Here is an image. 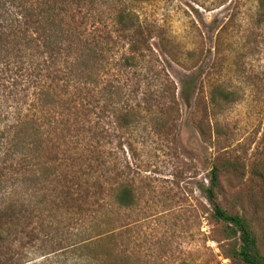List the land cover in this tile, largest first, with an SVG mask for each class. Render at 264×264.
<instances>
[{"label":"rangeland","instance_id":"374dc122","mask_svg":"<svg viewBox=\"0 0 264 264\" xmlns=\"http://www.w3.org/2000/svg\"><path fill=\"white\" fill-rule=\"evenodd\" d=\"M259 1L146 0L127 10L114 0L105 18L88 0H62L61 34L47 30L44 39L33 22L16 26L19 16L0 0V203L24 174L26 198L34 197L1 220L9 222L0 249L11 242L20 264H241L209 239L214 164L219 203L231 213L251 207L264 249ZM80 41L90 51L81 53ZM42 90L50 94L40 99ZM29 120L44 130L49 120L61 134H37L22 124ZM50 159L52 174L78 175L90 210L67 213L53 175L43 178ZM121 184L133 192L129 206L113 197Z\"/></svg>","mask_w":264,"mask_h":264},{"label":"trees","instance_id":"16d2710c","mask_svg":"<svg viewBox=\"0 0 264 264\" xmlns=\"http://www.w3.org/2000/svg\"><path fill=\"white\" fill-rule=\"evenodd\" d=\"M9 5L11 8L14 9L18 18L15 19L14 24L17 25H24V22L28 25L30 22L34 23L35 29L38 32H41L44 37V39H47V30L55 31L57 33L61 34V22L60 16H61V5L62 0H8ZM114 0H88L89 6L91 9H93V12H100L105 15V18L110 17V11L111 10V4L114 3ZM146 0H120L123 7L127 10H132L134 6L138 3L145 2ZM259 8L264 10V0L259 1ZM125 14L123 11H119V17L123 18ZM19 19V20H18ZM21 20V21H20ZM74 39H82L81 37L76 36ZM52 42V41H51ZM79 48L81 53L90 51V43L86 41H80ZM54 46V43L52 44ZM57 46V45H56ZM77 54L76 58L78 56L82 57L83 54ZM68 55L66 54L65 58ZM91 81L92 86H94L93 91L96 90L98 85H95L96 82L94 77H90L88 79ZM92 91V94H93ZM90 93V92H89ZM101 94L100 100H104L103 102H106V98ZM107 93V90H106ZM105 93V94H106ZM50 94V91H46V93L42 90L41 97H47ZM54 101L55 102H63L66 99L64 97L63 93H56L53 94ZM56 121H54L55 124ZM60 125L66 126L68 123L57 121ZM124 123H128L126 118L124 119ZM22 124H24L26 129L33 130L35 133L41 135L43 133H53L56 137L59 136L60 130L57 131L55 128L56 126H52L50 130L49 126L52 124L51 121H47L46 126L48 125V129L44 130V126H40L39 124H36L35 120H29V121H23ZM94 139V137H92ZM20 143V146L26 145L27 141L25 139V136H20L16 138ZM51 142L50 138H45L40 141V144L38 147H41L42 143H44L46 146L49 145ZM23 144V145H22ZM28 146V145H27ZM25 150H30L27 147H25ZM42 148V147H41ZM23 149V148H22ZM28 152H25V154ZM26 159V158H25ZM50 159L49 162H43V170L44 175L43 178L48 179L53 175L52 183H54L53 187H55V190L60 194V196H64V198L68 199L69 202H71V205H67V213L71 214L72 209L76 207L77 208V214L79 213V210H82L86 207V210H90L92 208V202L89 199L90 194L88 192L82 193L81 185L80 183H76L74 181V178H78V175H74V171L72 170V176L69 175L67 177V173H54L57 170L56 167L53 165L55 162H51ZM87 160V159H86ZM61 166V165H60ZM77 167V164L73 163L71 165V168L74 169ZM80 168V167H77ZM92 166H90V169L88 171L91 172ZM218 169L219 166L215 165L213 166L211 170V176L209 177L210 184L206 188V197L210 204V210L207 214V221L212 226L211 232L212 235L209 237L210 240L216 242L217 244H221V248L224 249L223 255L226 258H229L230 260H236L240 262L241 264H264V249L261 246L260 243V232L259 227L257 223V219L253 213V210L251 207H242L241 206V213H231L227 211L225 208L221 206L219 203L217 196L215 194V190L218 186ZM87 171V172H88ZM87 172H83V174H87ZM92 172H95L92 171ZM76 173V172H75ZM50 174V175H48ZM48 175V176H47ZM92 175L94 173L90 174L88 177L92 178ZM260 177L264 179V173H260ZM60 178L68 179L72 178L70 182L62 183L60 182ZM30 175H22V184L18 187H15L14 190H12V194L15 195L14 198L10 200H3L0 203V241L4 240L5 233H4V222L7 221H1L6 216H18V212L20 211V205L25 203L24 201H27L25 205H28L32 202V198H26V187L25 183L30 182ZM87 179V178H86ZM1 185V182H0ZM113 197L119 207H125L131 205L133 201V192L131 191L130 187L125 186L123 184L119 185L115 188L113 192ZM240 202V201H239ZM67 203V200H66ZM16 207V208H15ZM235 207V206H234ZM237 207V206H236ZM4 209V210H3ZM79 209V210H78ZM217 232L219 235L216 236L213 233ZM68 235V234H67ZM48 237V233H45L42 231V235L39 240L41 242L45 241V239ZM39 238V237H38ZM37 238V239H38ZM91 239H81L79 242V245L86 246L88 242H90ZM11 242H8L6 246L2 247L0 249V264H20L21 256H17L16 254H11L9 251V248L11 246ZM72 246V245H69ZM69 246H66L69 247ZM54 251V250H53ZM19 262V263H18Z\"/></svg>","mask_w":264,"mask_h":264}]
</instances>
